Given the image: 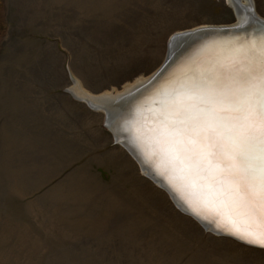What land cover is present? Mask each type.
Returning a JSON list of instances; mask_svg holds the SVG:
<instances>
[{
    "label": "rangeland",
    "instance_id": "1",
    "mask_svg": "<svg viewBox=\"0 0 264 264\" xmlns=\"http://www.w3.org/2000/svg\"><path fill=\"white\" fill-rule=\"evenodd\" d=\"M235 21L227 0H0V264H264L182 213L70 92L119 93L172 35Z\"/></svg>",
    "mask_w": 264,
    "mask_h": 264
},
{
    "label": "snow or ice",
    "instance_id": "2",
    "mask_svg": "<svg viewBox=\"0 0 264 264\" xmlns=\"http://www.w3.org/2000/svg\"><path fill=\"white\" fill-rule=\"evenodd\" d=\"M249 23L237 29L243 33ZM163 97L160 123L171 142L197 155L219 153L235 180L264 206V32L235 36L202 64L191 59L174 73ZM225 231L264 247V231Z\"/></svg>",
    "mask_w": 264,
    "mask_h": 264
},
{
    "label": "bare ground",
    "instance_id": "3",
    "mask_svg": "<svg viewBox=\"0 0 264 264\" xmlns=\"http://www.w3.org/2000/svg\"><path fill=\"white\" fill-rule=\"evenodd\" d=\"M227 1L236 11L233 0ZM250 1L252 0H237V3L245 8L249 6ZM239 18L241 17L239 16ZM258 18L264 21L260 16ZM245 19L243 17L242 20ZM245 32L234 35L214 34L193 43L190 50L179 59L167 77L150 89L145 96L132 102L134 115L129 127L137 147L150 160L151 165L161 175V179L170 183V186L177 191L193 212L227 231L244 232L251 229L255 232L257 230L264 231V206L235 180L223 157L216 152L197 155L182 145L172 143L167 135L168 130L160 123L161 104L164 99L163 91L174 73L185 67L193 58L201 64L215 58L223 47L237 35H259L264 31L250 21ZM146 80L147 78L139 79L113 95L110 93L92 96L76 83L70 92L77 99L85 101L92 109L101 111L108 102L111 103L129 93L134 87L142 84L140 90L144 88ZM142 91L140 94L144 93ZM122 147L126 149L125 146ZM126 151L135 159L129 150L126 149ZM141 171L159 186L147 176L146 171ZM176 207L199 223L193 212L191 214L183 212L177 205Z\"/></svg>",
    "mask_w": 264,
    "mask_h": 264
},
{
    "label": "water",
    "instance_id": "4",
    "mask_svg": "<svg viewBox=\"0 0 264 264\" xmlns=\"http://www.w3.org/2000/svg\"><path fill=\"white\" fill-rule=\"evenodd\" d=\"M233 2L236 8V21L234 22V24L225 26H202L172 35L168 42V50L164 63L160 66V68H158L152 75L147 78L146 84L143 85L144 88L140 90V86L142 84L140 86L134 87L129 93L117 98L111 103L108 102L106 106H104L103 110H101L105 118V128L110 132V134L114 138V141L119 145L125 146V148L129 150L135 157V160L139 164L140 169L146 171V174L147 176H149V178H152V180L159 184L160 188L167 191L171 199L174 201L175 205H177L183 212H188L190 214L193 211L191 210L189 205L182 200L177 191L170 186V183H166L164 179H161V175L151 165L150 160L144 155L143 151H141L137 147L129 127L134 115L132 102H136L138 98L145 96L150 89L159 84L163 80V78L167 77V75L176 66L179 59L190 50L193 43H197L204 38L212 36L214 34L234 35L235 33H241V31L237 29V26L242 21H244L242 20L243 17L246 18L245 20H250L251 22L257 24L259 28L264 31V21L259 19L256 15L252 1H250L249 6L245 8H243L240 3H237V0H233ZM238 13L239 15H237ZM239 16L241 18H239ZM246 27H248V25ZM198 29H206L209 31L197 32L196 30ZM245 31L246 29L243 31V33H246ZM140 91L144 93L140 94ZM90 109L92 108L90 107ZM194 216L197 217V215ZM198 220L200 225L206 231L214 235L227 236L233 239L236 238L233 235L226 234V231L224 229L215 226V224L210 220H208L210 223L204 218ZM235 240L241 242L246 246L264 250V247L248 244L237 238Z\"/></svg>",
    "mask_w": 264,
    "mask_h": 264
},
{
    "label": "crops",
    "instance_id": "5",
    "mask_svg": "<svg viewBox=\"0 0 264 264\" xmlns=\"http://www.w3.org/2000/svg\"><path fill=\"white\" fill-rule=\"evenodd\" d=\"M76 100V99H75Z\"/></svg>",
    "mask_w": 264,
    "mask_h": 264
}]
</instances>
